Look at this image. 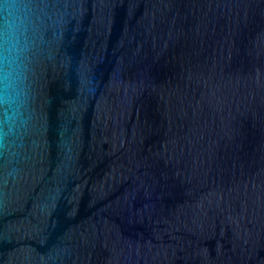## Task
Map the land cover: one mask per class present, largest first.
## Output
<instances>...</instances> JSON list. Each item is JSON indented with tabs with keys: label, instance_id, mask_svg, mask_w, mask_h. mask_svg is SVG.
I'll use <instances>...</instances> for the list:
<instances>
[{
	"label": "water",
	"instance_id": "1",
	"mask_svg": "<svg viewBox=\"0 0 264 264\" xmlns=\"http://www.w3.org/2000/svg\"><path fill=\"white\" fill-rule=\"evenodd\" d=\"M5 100L0 264H264V0H0Z\"/></svg>",
	"mask_w": 264,
	"mask_h": 264
},
{
	"label": "clouds",
	"instance_id": "2",
	"mask_svg": "<svg viewBox=\"0 0 264 264\" xmlns=\"http://www.w3.org/2000/svg\"><path fill=\"white\" fill-rule=\"evenodd\" d=\"M0 102H3V103H9L8 101H0ZM11 105L9 104V107H10ZM5 117H6V119H11V115L8 113V111H7V109L5 110Z\"/></svg>",
	"mask_w": 264,
	"mask_h": 264
}]
</instances>
